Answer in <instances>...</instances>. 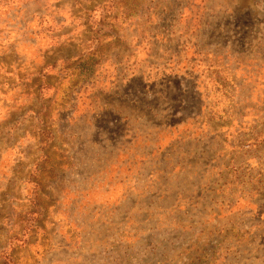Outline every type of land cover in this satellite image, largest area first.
<instances>
[{"label": "rangeland", "instance_id": "obj_1", "mask_svg": "<svg viewBox=\"0 0 264 264\" xmlns=\"http://www.w3.org/2000/svg\"><path fill=\"white\" fill-rule=\"evenodd\" d=\"M0 264H264V0H0Z\"/></svg>", "mask_w": 264, "mask_h": 264}]
</instances>
